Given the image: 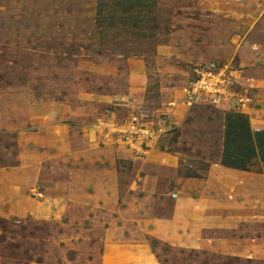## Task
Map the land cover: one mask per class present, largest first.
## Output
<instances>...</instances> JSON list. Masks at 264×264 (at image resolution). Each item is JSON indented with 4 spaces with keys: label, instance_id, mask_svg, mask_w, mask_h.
Returning <instances> with one entry per match:
<instances>
[{
    "label": "rangeland",
    "instance_id": "1",
    "mask_svg": "<svg viewBox=\"0 0 264 264\" xmlns=\"http://www.w3.org/2000/svg\"><path fill=\"white\" fill-rule=\"evenodd\" d=\"M213 63L232 82L220 103L191 88ZM253 78L264 82V0H0V168L35 172L30 194L53 214L0 217V264H114L111 245L136 264H264L260 158L213 204L219 226L189 219L174 242L148 228L172 219L177 194L203 191L178 179L205 180L229 120L255 106ZM163 119L169 130L143 145L119 128ZM150 151L179 153V167L144 160ZM81 154L104 165L91 180L115 174L111 205L59 204L72 178L89 179Z\"/></svg>",
    "mask_w": 264,
    "mask_h": 264
},
{
    "label": "crops",
    "instance_id": "2",
    "mask_svg": "<svg viewBox=\"0 0 264 264\" xmlns=\"http://www.w3.org/2000/svg\"><path fill=\"white\" fill-rule=\"evenodd\" d=\"M254 79L256 78L249 80L247 84L251 88V91L255 93V96H253L252 98V102L254 100L256 102L255 106H251L248 103L247 106L249 105V110L252 112L246 113L243 111L242 114L244 113L245 116H235V118H232L230 120L232 126L228 128V133L231 134L228 135V144H225L227 129L226 131L224 129L220 159L219 161L212 162L209 165V172L207 173L205 180H199L196 177L178 179V184L185 182L192 186L204 185L203 191L192 195H189V193L187 194V192L182 191L185 192V195H176L172 213L173 217L171 220L159 219L150 220L148 222V228L151 229V232L157 234L161 239L167 242L183 240L181 238V234L183 233L185 228L189 227L190 223L192 224V227L194 229L198 228V225L204 224L208 227L212 224H216L215 226H219L218 222L215 221H218L217 219L219 218V214L222 213L223 208L217 210L215 209L216 205L213 204H215V201L219 203L227 202L228 199H226V196L223 193L225 190L224 188L226 186L239 187L240 190V187L242 186V179L246 177V174L248 173L247 166L250 161L246 162V158L241 156L238 157V154L241 153L237 150H240L241 146H239L237 143L232 142L234 137H239V134L242 133L243 125L248 132V147L250 149L251 155L253 156L251 160H255V158L263 159L264 146L261 145L260 142L261 139L264 138V100H262V96H264V82L259 81V79L258 81ZM255 81L258 85H260L259 88L255 89V86L251 84V82L254 83ZM262 91L263 93L260 95V92ZM259 97H261V99L257 100V98ZM233 133L234 136H232ZM82 154L78 161L80 165L78 170H80V173L83 170L81 175L87 174L88 176L89 174V179L86 182L83 179V176H81L80 180H78V178H76L75 180L74 178H72V180H70L68 183L66 198L65 200L58 199L59 204H66V202L69 201L73 203L95 201L98 204L110 203L107 206L111 205L118 199L119 196L115 174H113V176L112 174L109 175L110 180H98V177L95 180H91L90 177L92 176V171H96V173L101 174V171L103 170L102 166L104 165L100 167L95 164L94 167H86L81 163L83 161ZM86 155L88 156L90 154L86 153L84 157H87ZM233 155L237 157H235V159L232 157L233 159H231L230 156ZM179 157V153L158 152L154 154L153 151H150L148 152V155L144 158V160H155V162L159 163L160 165L170 168H178V164H180ZM232 160L239 161V163L243 160V162L241 163L244 164L243 166L246 169H242L241 167H231L227 165L231 164V162H233ZM89 167L92 168L91 172L88 170ZM77 168L78 166H75L74 171H76ZM107 168L109 169L110 165H107ZM110 171L115 172V169L109 170V172ZM34 174L35 172H25L24 169L15 170L0 168V217L8 219H23L27 217L47 218L53 216L51 209H49L47 200L33 198L30 194L33 187L39 182L38 180H36L35 182ZM85 183L88 184L85 186ZM78 184L79 186H77ZM78 187L82 190V192L79 191L80 189ZM213 187L218 188V192L222 193V198L215 200L214 196L210 193L212 192ZM89 189L91 190V192L88 191ZM60 213H62L61 210L59 212V215ZM189 219L191 221L188 224ZM186 232L187 234L189 233L188 230ZM130 249L131 248L128 247L126 248V246L111 245L106 249L107 257L111 255L114 256V264H136V260L134 261L126 257H122L123 252L129 251ZM140 262L143 264H156L149 259L141 260Z\"/></svg>",
    "mask_w": 264,
    "mask_h": 264
},
{
    "label": "built area",
    "instance_id": "3",
    "mask_svg": "<svg viewBox=\"0 0 264 264\" xmlns=\"http://www.w3.org/2000/svg\"><path fill=\"white\" fill-rule=\"evenodd\" d=\"M217 66L216 63H213L207 67L205 66V68L199 72L195 82L191 86L194 97L205 94L212 98L215 97V100L213 98L214 102L220 103L221 98L231 94L229 86L232 82L228 79V76L225 75L223 68ZM241 106L246 107L247 102H242ZM161 122L162 123H159L156 129L148 125L142 126L137 120L128 126L126 124L125 127L119 128L120 131H124V133L128 135V140L132 141L133 144L134 142H140V144L143 145L152 142L155 138L169 130L168 128L170 127L168 126V122H166L165 119Z\"/></svg>",
    "mask_w": 264,
    "mask_h": 264
},
{
    "label": "trees",
    "instance_id": "4",
    "mask_svg": "<svg viewBox=\"0 0 264 264\" xmlns=\"http://www.w3.org/2000/svg\"><path fill=\"white\" fill-rule=\"evenodd\" d=\"M240 117H242V116H240ZM231 126H232V124L230 123V120H229V123H228V126H227V131H226L227 132L226 133V140H225V144L226 145L228 144V135H231L230 133H228V128H230ZM232 136H234V133L232 134ZM232 142L237 143L239 146H241L240 150H237V151H240V153H241V154H238V157L241 156V157L246 158V160H247L246 162L251 161L253 156L251 155L250 149L248 147V142H249L248 132H247L246 128L244 127V125H243L242 133L239 134V137H237V136L234 137ZM260 144L264 146V138L261 139ZM230 157H231V159H233V158L235 159V157H237V156L233 155V156H230ZM243 160L241 162H243ZM263 160H264V156H263ZM232 161L233 162H231V164H227V165H229L231 167H241L242 169H246V168H244V166H243L244 164L243 163H241V162L239 163V161H234V160H232Z\"/></svg>",
    "mask_w": 264,
    "mask_h": 264
}]
</instances>
